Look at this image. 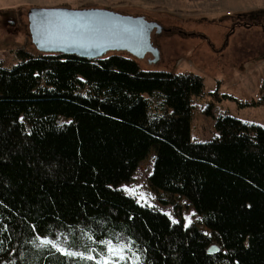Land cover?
Returning <instances> with one entry per match:
<instances>
[{"label":"trees","instance_id":"1","mask_svg":"<svg viewBox=\"0 0 264 264\" xmlns=\"http://www.w3.org/2000/svg\"><path fill=\"white\" fill-rule=\"evenodd\" d=\"M16 56L0 63V264H97L45 236L96 257L89 237L130 243L142 264H264V127L224 114L192 141L203 79L143 70L126 51ZM151 150L150 185L185 198L219 248L120 187Z\"/></svg>","mask_w":264,"mask_h":264},{"label":"rangeland","instance_id":"2","mask_svg":"<svg viewBox=\"0 0 264 264\" xmlns=\"http://www.w3.org/2000/svg\"><path fill=\"white\" fill-rule=\"evenodd\" d=\"M33 7L105 8L141 15L162 24L166 30L151 33V41L160 53L159 60L151 63L150 54L135 59L143 70L189 71L203 79L202 94L193 98L192 141L211 140L216 135L215 120L224 114L264 127V103L252 102L264 96V0H0V63L3 65L16 62L18 49L38 51L32 19L27 15ZM153 156L151 150L139 163L132 181L120 187L140 204L160 209L185 226L195 224L210 238L211 249L219 248L218 236L204 227L185 198L150 185L148 176ZM124 186L134 189L135 194ZM52 239L67 247L63 237ZM39 243L42 244L40 238ZM71 250L94 254V250ZM102 250H97V260Z\"/></svg>","mask_w":264,"mask_h":264},{"label":"water","instance_id":"3","mask_svg":"<svg viewBox=\"0 0 264 264\" xmlns=\"http://www.w3.org/2000/svg\"><path fill=\"white\" fill-rule=\"evenodd\" d=\"M27 15L32 19L34 44L41 52L98 58L111 51H126L136 59L150 54L151 63L160 58L150 40L160 25L143 16L68 7H33Z\"/></svg>","mask_w":264,"mask_h":264},{"label":"snow or ice","instance_id":"4","mask_svg":"<svg viewBox=\"0 0 264 264\" xmlns=\"http://www.w3.org/2000/svg\"><path fill=\"white\" fill-rule=\"evenodd\" d=\"M126 191H129L131 194H135L134 189H128L127 186H124ZM89 240L93 242L104 245L102 250V255L99 260L95 255H85L83 252H75L68 247L63 246V244L57 240H53L48 236L40 237L41 243L43 245L50 246L51 248L56 249L60 253L66 256H78L87 260H96L97 264H128V261H131V264H142L139 259V256L136 253L129 255L131 251L130 243H124L123 241L112 240H101L94 241L93 237H89ZM38 247L40 245H37Z\"/></svg>","mask_w":264,"mask_h":264},{"label":"flooded vegetation","instance_id":"5","mask_svg":"<svg viewBox=\"0 0 264 264\" xmlns=\"http://www.w3.org/2000/svg\"><path fill=\"white\" fill-rule=\"evenodd\" d=\"M145 18V17H144ZM146 19V18H145ZM147 20V19H146ZM149 21V20H148ZM154 22V21H153ZM157 24H159L160 25V29L157 31L158 33H160L161 31H163V30H166V28L162 25V24H160V23H158V22H156ZM151 40V39H150ZM151 43H152V41H151ZM154 45V44H153Z\"/></svg>","mask_w":264,"mask_h":264},{"label":"built area","instance_id":"6","mask_svg":"<svg viewBox=\"0 0 264 264\" xmlns=\"http://www.w3.org/2000/svg\"><path fill=\"white\" fill-rule=\"evenodd\" d=\"M205 1H221V0H205Z\"/></svg>","mask_w":264,"mask_h":264}]
</instances>
